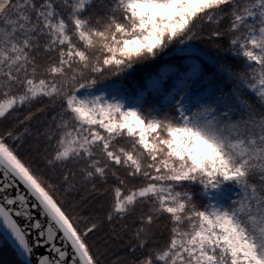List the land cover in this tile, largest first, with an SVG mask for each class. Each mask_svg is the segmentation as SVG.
<instances>
[{"label": "snow or ice", "instance_id": "obj_1", "mask_svg": "<svg viewBox=\"0 0 264 264\" xmlns=\"http://www.w3.org/2000/svg\"><path fill=\"white\" fill-rule=\"evenodd\" d=\"M0 235L14 264H264V0H0Z\"/></svg>", "mask_w": 264, "mask_h": 264}, {"label": "trees", "instance_id": "obj_2", "mask_svg": "<svg viewBox=\"0 0 264 264\" xmlns=\"http://www.w3.org/2000/svg\"><path fill=\"white\" fill-rule=\"evenodd\" d=\"M15 256L10 243L0 235V264H14Z\"/></svg>", "mask_w": 264, "mask_h": 264}, {"label": "water", "instance_id": "obj_3", "mask_svg": "<svg viewBox=\"0 0 264 264\" xmlns=\"http://www.w3.org/2000/svg\"><path fill=\"white\" fill-rule=\"evenodd\" d=\"M9 242V241H8ZM10 243V242H9ZM11 245V244H10Z\"/></svg>", "mask_w": 264, "mask_h": 264}]
</instances>
